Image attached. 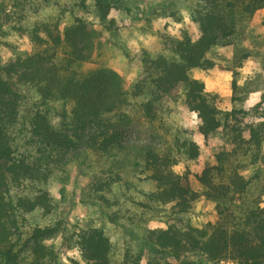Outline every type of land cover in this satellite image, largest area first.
I'll use <instances>...</instances> for the list:
<instances>
[{
	"label": "trees",
	"instance_id": "trees-1",
	"mask_svg": "<svg viewBox=\"0 0 264 264\" xmlns=\"http://www.w3.org/2000/svg\"><path fill=\"white\" fill-rule=\"evenodd\" d=\"M92 1L102 26L116 33L111 11L129 10L128 0ZM263 8L264 0H199L194 10L199 37L184 35L172 42L170 56L144 60L145 80L132 93L139 97L150 86L151 98L141 109L144 117L153 120L158 102L183 85L186 105L200 120L199 133L204 139L223 133L226 142L216 152L214 164L195 175L200 190L174 169L181 161L200 157L196 142L177 139L165 149L142 150L144 180L153 182L156 190L138 204L145 210L169 207L167 228L147 231L149 247L156 253L176 260L199 253L208 262L264 264V166L251 177L243 174L248 167L264 165L263 105L224 111L218 97L194 77L195 70L215 67L209 57L215 47L232 43L237 11L253 15ZM15 31L29 37L34 48L28 55L0 61V264H48L55 251L47 241L59 233L58 226L23 228V214L41 209L48 215L57 208L50 193L38 184H47L54 164L70 152L101 157L125 150V134L132 121L118 111L127 103L128 93L117 73L103 68L87 74L81 71L92 58L97 35L85 19L77 17L64 32L47 24L31 29L19 26ZM17 84L36 89L38 101L28 117L22 113L23 95L15 89ZM56 102L72 103L62 128L56 127L51 116ZM250 118L253 121H247ZM28 187L34 190L32 197L14 193ZM201 197L215 203L217 219L196 226L190 217ZM74 242L80 260L72 259L71 264H142L141 250L126 248L115 257L114 246L100 227L80 231Z\"/></svg>",
	"mask_w": 264,
	"mask_h": 264
},
{
	"label": "rangeland",
	"instance_id": "rangeland-1",
	"mask_svg": "<svg viewBox=\"0 0 264 264\" xmlns=\"http://www.w3.org/2000/svg\"><path fill=\"white\" fill-rule=\"evenodd\" d=\"M198 1L128 0L129 10L111 11L110 18L115 19L117 25L114 33L102 26L92 0H86L84 5L83 0H0L2 63L33 51L31 39L20 36L16 27L31 29L47 24L54 28L57 25L64 32L79 17L97 33L92 58L82 65V73L99 68L112 70L120 76L128 93L127 103L118 110L129 115L132 121L125 134V150L101 157L73 151L60 158L54 164L49 182L38 184L50 193L57 208L48 215L41 209L23 214L25 231L34 226H58L60 229L47 241L55 251V258L48 264H71L72 259L80 260V250L74 241L77 233L91 227L105 230L117 258L129 248L143 251L142 264L151 261L159 264H238L232 260L208 262L199 253H188L176 260L152 251L147 231L167 228L169 207L167 210L162 207L145 210L138 204L146 201L145 194L156 190L153 182L144 180L143 149L148 146L165 149L177 139L196 142L201 149L200 157L181 161L174 169L177 174L186 175L195 190H200L195 175L214 164L216 152L226 144L223 133L208 139L199 133L200 120L186 105L183 85L158 102L153 120L144 117L141 110L143 103L151 98L150 86L147 85L139 97L132 96L135 85L145 80V59L170 56L172 42L184 35L192 39L199 37V25L194 20ZM236 18L237 32L232 43L215 47L209 54L215 67L195 70L194 77L205 83L208 93L218 97V105L224 111L248 110L258 103L264 108V8L253 15L237 11ZM15 89L23 95L22 113L28 117L38 101L36 89L24 84H17ZM52 108L53 122L57 128H62L64 115L70 114L72 103L56 102ZM263 166L248 167L243 174L251 177ZM103 184L107 186L102 190ZM14 193L32 197L34 190L28 187ZM194 207L195 213L190 217L193 225L216 221L214 202L201 197Z\"/></svg>",
	"mask_w": 264,
	"mask_h": 264
}]
</instances>
